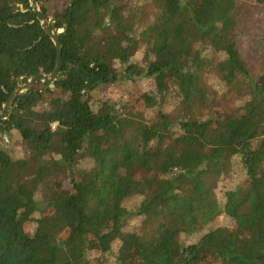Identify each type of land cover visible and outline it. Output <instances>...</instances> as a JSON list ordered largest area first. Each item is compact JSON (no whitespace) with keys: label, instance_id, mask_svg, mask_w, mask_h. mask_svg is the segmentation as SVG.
I'll return each mask as SVG.
<instances>
[{"label":"trees","instance_id":"obj_1","mask_svg":"<svg viewBox=\"0 0 264 264\" xmlns=\"http://www.w3.org/2000/svg\"><path fill=\"white\" fill-rule=\"evenodd\" d=\"M36 1L62 67L0 124V264H264V1ZM28 2L0 113L55 68Z\"/></svg>","mask_w":264,"mask_h":264},{"label":"water","instance_id":"obj_2","mask_svg":"<svg viewBox=\"0 0 264 264\" xmlns=\"http://www.w3.org/2000/svg\"><path fill=\"white\" fill-rule=\"evenodd\" d=\"M264 1V0H262ZM30 7L32 11L36 14V18L41 24V27L45 33L50 37L51 41L56 47L57 55L55 61V68L53 72L49 75L46 74H37L31 77H23L20 80L19 87L13 92V94L8 99L7 103L3 107L2 112L0 113V124L2 121L6 120L10 114L11 108L16 102V100L22 95L30 91L35 85L39 83L53 84L55 81L60 79V71L62 67V43L60 41L59 33L55 29L51 20L41 10L39 4L36 0H29Z\"/></svg>","mask_w":264,"mask_h":264},{"label":"rangeland","instance_id":"obj_3","mask_svg":"<svg viewBox=\"0 0 264 264\" xmlns=\"http://www.w3.org/2000/svg\"><path fill=\"white\" fill-rule=\"evenodd\" d=\"M246 1H249L250 3H253V4H256L258 2V0H246ZM30 9H31L30 2L17 4L13 9V16L11 17V19L26 23L28 21L27 14L29 13ZM7 19L10 21V17H8ZM28 24L32 25V22H30ZM30 31L34 33L35 30L33 28H30ZM168 207H169V204L165 203L163 205H157L152 209H155V210L157 209L156 211H160V210H163V209L168 208ZM62 213H60V214H62ZM71 214L72 213H70V215Z\"/></svg>","mask_w":264,"mask_h":264}]
</instances>
